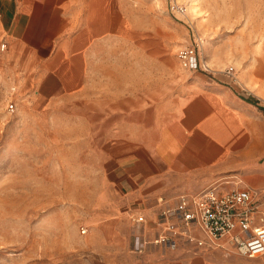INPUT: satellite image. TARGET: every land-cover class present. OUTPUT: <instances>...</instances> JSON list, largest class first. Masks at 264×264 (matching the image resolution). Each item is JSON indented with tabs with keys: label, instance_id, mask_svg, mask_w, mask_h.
Instances as JSON below:
<instances>
[{
	"label": "crops",
	"instance_id": "1",
	"mask_svg": "<svg viewBox=\"0 0 264 264\" xmlns=\"http://www.w3.org/2000/svg\"><path fill=\"white\" fill-rule=\"evenodd\" d=\"M105 13L99 0H0V40L37 99L77 95L95 46L106 34L120 46L121 26H108ZM190 72L114 66V132L102 144L112 172L87 241L104 264H264V254L244 256L228 240L133 249L136 235L162 231L161 211L182 194L248 188L264 202V95L229 75Z\"/></svg>",
	"mask_w": 264,
	"mask_h": 264
},
{
	"label": "rangeland",
	"instance_id": "2",
	"mask_svg": "<svg viewBox=\"0 0 264 264\" xmlns=\"http://www.w3.org/2000/svg\"><path fill=\"white\" fill-rule=\"evenodd\" d=\"M102 1L123 38L95 46L77 95L37 99L10 48L0 51V264H104L87 241L112 172L102 144L114 132V66H170L188 78L178 50L201 38L202 61L220 76L234 66L236 87L264 95V0Z\"/></svg>",
	"mask_w": 264,
	"mask_h": 264
},
{
	"label": "built area",
	"instance_id": "3",
	"mask_svg": "<svg viewBox=\"0 0 264 264\" xmlns=\"http://www.w3.org/2000/svg\"><path fill=\"white\" fill-rule=\"evenodd\" d=\"M202 39L181 47L178 58L183 68L190 71L212 73L216 71L200 57ZM8 42L0 40V50L5 51ZM234 66L225 69L227 75L234 77ZM17 86H12L15 93ZM9 110H16L12 100ZM165 222L160 233L152 238L143 234L135 236L133 249L143 252L148 244L176 247L180 242H192L197 247L228 242L240 254L256 257L264 254V202L256 198L251 189H234L220 192L216 185L209 186L198 193L182 194L174 206L161 211ZM143 221L144 216L135 218ZM83 232L87 229L82 228Z\"/></svg>",
	"mask_w": 264,
	"mask_h": 264
},
{
	"label": "bare ground",
	"instance_id": "4",
	"mask_svg": "<svg viewBox=\"0 0 264 264\" xmlns=\"http://www.w3.org/2000/svg\"><path fill=\"white\" fill-rule=\"evenodd\" d=\"M194 6H195V5H191V4H190V7H194ZM247 82H248V81H247ZM248 86L251 87L252 84L250 85V84L248 83ZM253 87H254V88H257V90L262 94V87H260V86H259V87H258V86H253Z\"/></svg>",
	"mask_w": 264,
	"mask_h": 264
}]
</instances>
